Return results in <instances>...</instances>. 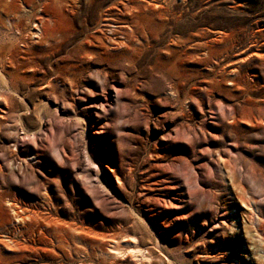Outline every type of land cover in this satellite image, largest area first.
<instances>
[{"label":"rangeland","instance_id":"rangeland-1","mask_svg":"<svg viewBox=\"0 0 264 264\" xmlns=\"http://www.w3.org/2000/svg\"><path fill=\"white\" fill-rule=\"evenodd\" d=\"M0 69V264H264V0H0Z\"/></svg>","mask_w":264,"mask_h":264},{"label":"bare ground","instance_id":"bare-ground-1","mask_svg":"<svg viewBox=\"0 0 264 264\" xmlns=\"http://www.w3.org/2000/svg\"><path fill=\"white\" fill-rule=\"evenodd\" d=\"M0 77H1V80L3 81L4 85L9 86L8 81L6 80V78L4 77V75H3L2 72H1V69H0ZM247 208H248V207H247ZM250 209H251V208H250ZM140 253H142V252H140ZM142 258H143V257H142Z\"/></svg>","mask_w":264,"mask_h":264}]
</instances>
